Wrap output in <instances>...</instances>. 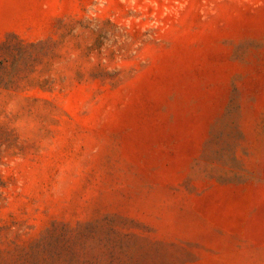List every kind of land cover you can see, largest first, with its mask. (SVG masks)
<instances>
[{"label":"rangeland","instance_id":"1","mask_svg":"<svg viewBox=\"0 0 264 264\" xmlns=\"http://www.w3.org/2000/svg\"><path fill=\"white\" fill-rule=\"evenodd\" d=\"M0 264H264V0H0Z\"/></svg>","mask_w":264,"mask_h":264}]
</instances>
